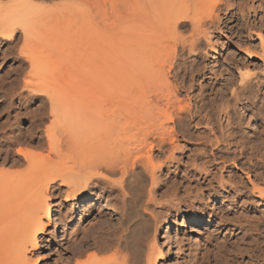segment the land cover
<instances>
[{
    "label": "bare ground",
    "instance_id": "6f19581e",
    "mask_svg": "<svg viewBox=\"0 0 264 264\" xmlns=\"http://www.w3.org/2000/svg\"><path fill=\"white\" fill-rule=\"evenodd\" d=\"M40 1L53 0H10L7 4L0 0V45H5L4 41H7L15 48L22 40L24 43L29 42L30 45L35 33L39 31L38 28L43 27L40 25L44 21L43 12L56 10L55 7L46 8L41 4L42 2L39 3ZM60 1L56 6L59 11L56 12L64 13V17L81 14L93 17L94 20L98 17V19L106 18V15L112 21L110 28L113 29L116 25V35L120 43L116 41L120 46L122 44L125 49L122 48L123 51L127 53L123 59V55L117 53L121 56L120 62L119 59H115L119 63L118 84L127 88L124 89L125 91L121 90L124 91L122 94L116 85L122 95L117 99L118 104L117 100L115 101L117 105L115 109L126 111L123 115L130 123L125 122V125L131 124V127L129 126L131 130L135 127L137 132L132 134L134 140H131L128 146H120L119 149L114 141L112 145L111 135L108 136L106 141L96 148L97 156L91 160L94 170L87 175L83 173L86 168L85 159L88 163L87 156L93 150L79 148L78 158L68 169L53 171L47 175V180L34 187L27 181H12L8 174L0 173V264L33 263L27 253L29 247L39 248L37 234L43 232L46 227L43 218L48 221L55 235L58 234L60 230L55 219V208L47 195L51 184L58 181L59 186L68 188L64 195L66 201L81 199L91 189L98 188L96 187L98 185H93L94 180L109 187L110 196L116 191V187L123 191L122 197L116 194L112 196L113 204L108 200L110 203L107 209L118 216L114 225L102 224L100 219L102 220L106 213L101 208H96L94 215L92 202L95 198L92 196H98L97 193L94 194L92 191L91 197L83 200L79 218L84 222L80 223V226L73 225L74 229L71 227L74 236L76 238L80 236V239L90 236L93 246H96L98 251L111 252V254L100 259L89 257L86 261L78 260L76 257L74 264H143L146 261L147 264L156 262L160 264L159 261L162 262L167 258V251L163 247L158 248L157 245L158 239L161 238L159 234L161 230L168 232L166 236L168 245H173L177 254L179 248L176 237L181 228L189 225H205L203 221H206L204 216H192L191 220L185 218L176 220L169 217L161 224L150 211L149 204L153 200L157 181L156 171L162 168V164L155 162V157H165L169 154L166 161H174L177 153L186 157L187 161L175 165L173 180L187 187L193 185L198 199L208 195L205 202L209 201L218 211L213 219L218 221L215 231L219 232L227 227L233 228V231L237 229L245 231L246 239L244 238L242 242H233L229 246L225 242L220 243L218 250L221 249L222 253L216 256L215 260L229 264L228 259L233 260L234 256L237 258L243 250H246L252 253L249 264H264V239L259 235L261 227H264V102L262 101L264 29L258 27L259 31L254 30L256 23H263L264 17L259 19L258 14L254 12L252 24L243 20L244 29L239 30L235 35V37L240 36V41L245 46L246 42L252 41L256 36L260 53L252 51L250 47L241 48L238 49L240 53L238 57L236 54L226 55V69L210 67L206 71L207 67L200 62L198 55L190 69L185 61L179 62L177 58L179 55L183 56L185 52L196 54L201 36L211 41L209 36L212 34L209 32L210 28H205V17H212L220 22L217 11L224 10L223 12H227V17L230 15L229 17L232 18L234 14L232 0L226 2L222 0ZM213 19L210 25L214 24ZM66 22L65 20L63 24L65 25ZM61 23L58 24L60 27ZM187 25L191 27V35L184 38L181 29L186 28ZM44 26L46 27V23ZM234 34L235 32H232L231 36ZM228 40L230 42L231 38ZM26 43L25 45H28ZM211 49L214 51V46H211ZM241 54L242 57L239 58ZM207 72L212 74L213 79L205 83L203 78L207 76ZM189 74L190 79H188ZM70 77L73 78V75ZM115 82L117 84L116 80ZM29 83L32 85V80ZM27 85L29 86L28 82ZM44 85V93L53 86L49 87L48 82L45 81ZM195 86L198 93L195 94L193 104L190 91ZM60 87L64 86L60 85ZM65 87L69 88V86ZM64 99L69 100L66 97ZM66 105L65 102V108ZM37 112L34 111L35 114ZM250 112L252 114L247 118ZM51 113L56 114L55 111ZM40 117L39 115V119ZM125 128L126 126L123 127V131L126 130ZM47 136L51 150L55 153L53 145L55 142L50 135ZM180 139L186 145H182ZM120 141L123 142L121 138ZM1 146L2 142L0 148ZM189 146L190 151L185 152ZM7 148L8 146L5 151L6 160L10 158ZM18 154L27 164L33 163L34 159L29 151L19 150ZM32 176L29 175L30 178H33ZM87 220H90L89 225H84ZM176 221L178 229L177 234H174L172 229ZM230 233L232 232L228 234ZM211 237L209 233L205 238L204 243L207 246L215 242ZM149 242H151L149 247L151 251L147 253V260L142 263L141 256L143 257L145 247L148 249ZM218 245L216 244V247ZM178 257L177 255L174 258V264L177 263ZM68 264L72 262L69 261Z\"/></svg>",
    "mask_w": 264,
    "mask_h": 264
},
{
    "label": "rangeland",
    "instance_id": "374dc122",
    "mask_svg": "<svg viewBox=\"0 0 264 264\" xmlns=\"http://www.w3.org/2000/svg\"><path fill=\"white\" fill-rule=\"evenodd\" d=\"M9 1L10 0H1L4 4L9 3ZM226 1L227 0H222V2ZM41 2L42 1L39 3ZM60 2V0H53L52 2L45 1L41 3L43 6H46V8L53 7L52 9H54L55 7L56 10L55 12L53 10L47 11L46 13L43 12L44 15L41 16L44 17V21L41 20L43 23L40 24L43 27L39 26L42 29L38 28L39 31L35 33V38H32L33 41H30V45L28 44L29 42H25L28 44L25 45L23 40L19 42V46L17 45L15 48L7 41H4L6 42L5 45H0V142H2V149L0 148V173L8 174L12 181H27V183L33 187L47 180V175H50L53 171L68 169L73 161L78 158V148L81 150H93V152L87 156V159L90 161L88 160L87 163L85 159L86 168L83 173L87 175L93 172L94 166L91 165V160L92 158L94 160V156H97L95 150L106 141L108 136L111 135L110 141L112 145L115 142V146L119 149L120 146H128L130 141L134 140L132 134L137 132L135 127L131 130V124L125 125V122L130 123L123 115L126 111L123 112L118 111V108L115 109V105L118 102L117 99L120 98L126 90L125 88H127L126 85V87L123 88L122 86L124 85L121 86L118 84L119 81L117 78L119 63L115 61V59H119L118 61L120 62L127 53L123 51L124 47H122V44L121 46L118 44L120 41L117 39L116 25L114 26L116 19L113 16V26L115 27L113 28L115 30H113L112 27L110 28V26H112V21L106 15L105 17L107 19L102 16L103 19H98V17L96 18L98 20H93V17L81 14H75V16L69 15L72 16V18H69L68 14H66L68 17H64V13H62V15L60 12H56L59 11L56 6ZM231 3H233L234 10L232 18L229 17L230 15L227 17V12H223L224 10L217 11L220 22H217V20H214L212 17H205V28H210L209 32L212 35L209 36V38H211L213 42L207 41L201 36L198 41L196 54L185 52L183 56L180 57L179 55L177 58L179 62L185 61L190 69L191 64L197 58L196 55H198L200 57V62L207 67L206 71H208L210 67L216 69L217 67H224V69H226V55L236 54L238 57V49L250 47L252 51L260 53L259 41L256 36L253 37L252 41L249 40L246 42L247 45L245 46L244 43L240 41V36L235 37V35L239 30L244 29L243 20L245 23L252 24L254 12L258 14L259 19L264 17V0H232ZM53 12L55 15H53ZM108 16L110 17L109 14ZM212 19L215 22L210 25ZM65 20L67 22L64 25L63 22H65ZM45 23L46 27L44 26ZM60 23L62 24L61 27L58 25ZM256 24L255 31H259L257 29L258 27L264 29V21L262 24ZM90 25L92 29L89 27ZM190 28V25H187L186 28L181 29V35L184 34L182 37L187 38V36L191 35ZM232 32H235V34L231 36ZM229 38H231L230 42L228 40ZM216 39H218V42ZM116 40H118V43ZM211 46H214V51L211 49ZM221 46H223V48H221ZM11 53L13 54L11 55ZM117 53L123 55L121 60V56ZM116 55H118V57ZM240 57H242V54L239 58ZM178 61L176 60L179 64ZM177 63L175 65L176 67ZM72 71L74 72L70 73ZM72 75L73 78L70 77ZM188 79H190V74ZM209 79H213V76L211 73L207 72V76L203 78V82L205 81V83H208L210 81ZM31 80L33 83L35 81L34 85L32 83L33 86L30 84L31 82L29 83ZM43 80L48 82L49 87L53 85L51 87L52 89L45 90V93L43 89L47 84L44 85ZM55 83L57 86H55ZM38 84L39 86H37ZM60 85L64 87L62 88ZM116 85H118L120 91L125 89L121 91L122 94L117 90ZM65 86H69L70 89ZM29 87H33L31 89L34 91L29 89ZM60 89L62 91H60ZM40 91L42 92L40 93ZM115 91L117 93H115ZM190 92V96H193L191 98L194 104L195 94L198 93L196 86L193 87ZM53 93L56 95H52ZM60 95L63 96L60 97ZM64 97H66V99L69 98V100L67 99L65 101ZM262 98L264 102L263 95ZM61 102L64 103V105ZM65 102L67 108H65ZM34 111L38 112L35 114ZM51 111H55L56 114H52ZM112 114L116 116V118ZM251 114L252 112L248 113L247 118H249ZM39 115L41 116L40 119ZM62 117H64V120H62ZM124 126H126L125 132L123 131ZM111 132H113V134H111ZM47 135H50L55 142V144H53L55 146V153L51 150ZM120 138L123 142L120 141ZM181 143L182 145H186L182 140ZM7 146L10 154V158H7V160L10 159L8 161L5 159ZM83 147H85V149ZM189 148L190 146L185 152L190 151ZM19 150H26L31 153L34 159L31 165L27 164L24 158L18 154ZM155 156L156 154L154 157ZM168 156L169 154H166L165 157H155V162L157 164H162V168L156 171V177L158 179L156 178L157 181L154 187L155 194H153V200L149 204L150 211L155 214L158 222L160 221L161 224L165 222V218L169 217L176 220H181L183 218L191 220L192 216H204L206 221H203L205 225H189L181 228L180 233L176 237L178 239L177 248H179L177 254L174 246L168 245L166 237L168 232L166 230H161L159 232L161 238L158 239L157 245L158 248L163 247V249L167 251V258L162 262L159 261L160 264L163 262L165 264H174V258L177 255L179 257L175 264H225L215 260L216 256L222 253L221 249L218 250L220 243L223 244L225 242V244L229 246V244L233 242H242L244 238L246 239V237H244L245 231L240 229L233 231V228L227 227L216 232V224L218 221H214L213 219L216 217L218 211L215 210L209 201L205 202L208 195L198 199L193 185H191L192 187H187L173 180L175 179V175L173 174L176 169L175 165L178 162L181 164L186 162L187 158L179 156V153H177L174 161H166ZM165 162H167L166 165ZM168 169L170 170L168 171ZM27 174L33 175V178H30L29 175L25 177L22 176ZM27 177L30 178V181ZM31 179L33 181H31ZM59 183L58 181L51 184L47 195L49 196L53 208H55V219L59 227L58 230L60 231L55 235L53 229L49 226V223H47L48 221L43 218V223L46 227L43 232H38L37 234L39 248L32 249V247H29L30 249H28L27 253L29 259L33 261L32 264H68L69 261L74 264L76 257V259L81 261H86L89 257L97 259L108 257L111 252H102L100 250L99 252L97 247L93 246L94 244L90 236H87L89 238L85 239L84 237L80 239V236H78L77 239L76 236H74L73 229L75 225L80 226L84 222L80 221L79 218L80 212L82 211V207L80 208V206H82L83 200L91 197L92 191L94 194L97 193L98 195L92 196V198H95L92 202L94 215H96V208H101V210L106 213L103 216L105 219L103 217L102 220L100 219L102 224H116L118 216L108 210L107 206L110 202L113 204L111 200H113L114 197L112 196L117 195L122 197L123 191L116 187V191L110 196L111 189L105 185L98 184V181L94 180L93 185H98L96 186L98 188L91 189L81 199L66 201L64 195L68 188L59 186ZM108 196H110V199ZM105 198H107V200ZM201 199L202 201L200 202ZM90 220H87L84 225H89L88 222ZM71 227L73 229H71ZM65 228L68 229L65 230ZM177 229L178 223L176 221L173 225L172 232L177 234ZM230 231L232 233L229 235L228 233ZM209 233L213 241H215L212 242L211 246H207L204 243ZM211 233H213L214 236ZM259 235L264 239V227H261ZM255 238L257 237L255 236ZM150 244L151 242L147 243L148 249L151 247ZM216 244L218 245L217 247ZM148 249L145 247L143 257L141 256L142 263L147 260V253L151 251ZM251 254L250 251L243 250V252L237 256L238 259L234 256L233 260L230 258L227 262H230L229 264H249ZM143 264H147V261ZM155 264H158V262Z\"/></svg>",
    "mask_w": 264,
    "mask_h": 264
}]
</instances>
